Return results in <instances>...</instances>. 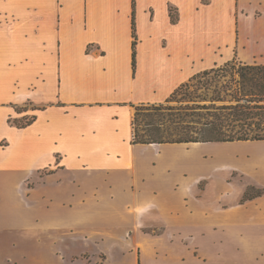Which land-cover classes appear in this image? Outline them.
<instances>
[{"label": "crops", "instance_id": "0c3cea01", "mask_svg": "<svg viewBox=\"0 0 264 264\" xmlns=\"http://www.w3.org/2000/svg\"><path fill=\"white\" fill-rule=\"evenodd\" d=\"M201 1L198 5L195 4L194 9L192 7L194 14L204 6L208 8L214 4L221 5L225 0H209L206 5H202ZM170 8L176 10L175 23L170 21ZM131 12V0H0V56L18 60L13 65H5L6 74L13 89L17 86L15 89L23 87L28 91L20 101H0L1 104L5 103L0 106L9 107L4 117L6 125L12 130L22 131L33 125L43 112L63 117L71 110L88 115L94 114L95 116L91 115V118L99 119L97 120L99 125L103 118L101 111L110 108L112 112L109 118L114 122V129L118 127V122L114 120L119 118L116 115L118 110L114 111L115 107L127 106L130 113L127 146L128 149L138 150L137 153L125 157L114 146L110 152H103L105 148L102 147L96 154L90 155L94 161L82 162L79 171L83 172L85 177L91 178L93 184L90 188H85L73 178L78 195L68 201L62 197L66 190L60 176L68 170L63 160L64 156L60 152H53L51 160L43 161V158H40L32 166L18 163L16 169H3L0 165V183L3 189L10 192V195L0 193V200L9 210L8 212L0 210V244L7 240L5 228L15 229L24 221H30L34 227L30 238L34 242L36 235L42 239L41 234L58 228H68L72 216L78 218L82 228H87L83 223L89 222L101 228L108 227L112 233L115 223L125 224L127 229L131 224L134 209L140 201L135 200L138 184H145L150 179L165 182L174 179L176 182V179L186 171L198 185L202 178L198 180L197 177L208 174L212 170V163L219 166L218 176L242 171L247 181H227L229 186H234L235 191L232 195L222 194L223 185L220 186L219 196H216L217 199L214 198V208L209 209H215L217 204L218 211H213L208 217L206 213L210 214L211 211L207 210L204 218L212 221V225L215 223L239 225L255 221L256 218L259 220L260 216L264 218L262 212L264 178L249 173L252 169L264 173V152L250 156L249 153L228 151L229 155L222 158L214 150L211 156L215 159L201 152L198 155L199 160L201 157L202 162H207L210 168L193 171L198 159L195 152L205 146L230 147L248 142L264 144V140L131 143V119L134 112L132 105L162 103L192 75L228 61L215 62L214 48L218 43L225 44L230 41L233 14H236L234 32L237 51L232 58L235 57L243 63L264 65V0H232V7L228 13L231 28L226 42L220 36L214 38L215 33L219 34L221 29L218 27L216 31L208 21L202 24L199 31L198 23L193 22V14L183 9L178 0H134L138 38L134 75L130 65ZM219 12L220 9L217 7L212 11V15H218ZM222 31L224 34L225 30ZM199 44L206 47L205 52L198 48ZM88 45L89 51L86 52ZM241 49H250L248 54L251 60L244 61L239 58ZM33 52H36V56L42 57L36 70L32 71L28 68V63H31L29 54H34ZM24 57L28 61H21ZM15 67L16 71L13 70ZM136 87L141 93L153 98L134 103L118 98L120 93L132 92ZM49 92L54 95L50 101L32 100L36 93L45 95ZM24 102L34 105L30 108V113H33L35 119L26 127L19 128L15 124L11 125L7 118L27 114L29 110L27 111L25 106L20 107L22 110L19 112L15 109ZM98 125L94 132L102 135L104 141L114 142V133H109L108 128ZM77 131L82 132V129ZM1 140H5L8 145L5 147L0 145V148L7 149L9 146L7 139L0 137ZM185 145L191 147L184 148ZM166 150L170 152L169 156L165 155ZM147 152H153V157H146ZM97 154L98 159L95 157ZM102 154L108 157L112 155L114 162H109ZM93 163L96 165L93 166ZM227 163L232 166L223 171V164ZM255 164H258L259 168H255ZM43 170L47 173H43ZM23 177L35 184L29 196L31 203L28 212L19 208L21 201L12 196V190L8 186V181H16ZM217 182L216 180L209 182L201 196H194L191 202L193 209L191 218L199 215L197 205L211 184ZM240 184H243V188L236 195ZM250 186L257 190L262 189L263 193L242 203L241 198ZM225 198L231 200L228 199L229 202L224 204L222 200ZM160 201L167 206L168 212L172 211L162 200V196ZM43 230L46 232H42Z\"/></svg>", "mask_w": 264, "mask_h": 264}, {"label": "rangeland", "instance_id": "374dc122", "mask_svg": "<svg viewBox=\"0 0 264 264\" xmlns=\"http://www.w3.org/2000/svg\"><path fill=\"white\" fill-rule=\"evenodd\" d=\"M178 2L183 9L189 10L193 14V22L198 23L199 31L202 24L208 21L209 25L216 31L218 27L221 29L219 34L215 33L214 38L220 36L223 41L226 42L228 40L231 28V19L229 20L228 13L232 7V0H225L221 5L214 4L208 8L204 6L195 12L196 14L198 13L197 15L194 14L192 7L194 9L195 4L198 5L200 0H178ZM201 2L202 5H206L209 0H202ZM217 7L220 9L219 16L217 14L212 15V11ZM235 15H232L233 31L230 41L225 44L218 43L214 48V58L217 63L231 59L237 51L234 32ZM222 30H225L224 34ZM198 48L201 51H206V47L203 44H199ZM248 52H250V49H241L239 58L244 61L251 60ZM33 53L29 54L31 63H28V68L32 71L36 70L42 57L41 55L36 56V52ZM17 61L2 57L0 63V101H20L28 92L23 87L15 89L17 88L16 86L13 89L11 80L6 74L5 65L10 66L17 63ZM21 61L28 60L24 57ZM13 70L16 71V67ZM195 85L198 84L194 81L189 82L187 87H184L182 91L176 94L175 99L177 101L169 102L168 104H183L179 100L187 97L188 91H192ZM53 98L52 92L45 95L36 93L32 100L50 101ZM118 98L125 102L134 103L135 101L152 99L153 97L146 93H141L140 89L136 87L132 92L124 91L120 93ZM4 104L0 103V105ZM6 105L8 104L6 103ZM24 106L29 112L18 117H8L7 120L11 125L23 122L25 118L32 116L33 113H30V108H33L34 105L30 102H24L19 105V108ZM8 108V106H0V137H5L9 142L7 149L3 150L0 148L1 167L3 169H16V164L18 163L32 166L40 158H43V161L51 160L53 152H60L64 156L63 160L68 170L60 176L61 181L65 183L66 191L62 197L66 201L78 195V189L76 184L73 183V178L77 179L78 183L85 188H90L93 184L91 178L85 177L86 175L79 171L82 168V162L94 161L92 157H89L90 155L96 154L102 147L105 148V150H102L103 152H110L113 146L125 157L138 151L137 148L131 150L127 146L130 135V113L127 106L115 107L114 111L118 110L116 115L119 118L114 120L118 122V127L114 129V122L109 118L112 110L105 108L101 111L103 118L100 120L101 123L99 125L97 122L99 119L91 118V115L94 114L88 115L71 110L63 118L43 112L33 125L22 131L12 130L6 125L4 117ZM97 125L100 127L105 126V128H108L109 133H114V142L112 140L104 141L102 135L94 132ZM77 129H82V132L77 131ZM0 145L5 147L8 144L5 140H1ZM190 147L191 145H185L184 148ZM214 150L222 158H225V155H229L228 151H236L241 154L249 153L251 156L263 153L264 144H251L248 142L230 147L211 145L197 150L195 154L198 157L201 152H205L209 158L213 157L215 159L214 156H211ZM165 153L167 156L170 154L168 150ZM102 155L109 162H114L112 155L109 157ZM153 155V152H147L146 157H153ZM95 157L98 159L99 154ZM252 157L256 158L255 156ZM206 159L204 160L206 161ZM189 161H187L188 165ZM208 161L211 162L210 159ZM195 163L196 167L193 171L199 169L208 170L210 168L207 162H202L201 157L200 160L198 157ZM212 164V170L208 174L197 177L198 180L202 178L198 185L193 182L194 180L191 179L186 171L180 176L177 175L179 177L176 182L174 179L167 182L150 179L145 184H138V188L135 190L137 194L135 195V200L139 199L140 201L134 209L131 224L127 229L125 224L115 223L112 233L108 227L101 228L89 222L83 223V226L85 225L87 228H82L78 218L72 216L70 217L68 228H58L46 234H41L42 239L36 235L35 241L37 244L30 239L34 228L30 221L21 222L15 229L3 228L6 232L7 242L0 244V264H264L263 216L259 215L261 219L257 220L256 218L255 221L239 225L218 223L212 225V221L204 218L205 211L214 208V198L219 196L220 186L223 185L222 194L228 193L232 195L235 191L234 186H229L227 181H247V177L242 175V171H234L229 173V175L218 176L219 166ZM92 165L95 166L96 164L93 163ZM230 166L232 164H223L222 170L224 171ZM254 167L259 168V165L255 164ZM43 171V173H47L45 170ZM249 173L253 176L258 174V176L261 175L264 178V173L260 171L252 169ZM23 179L8 181V186L12 190V196H16L21 201L19 208L28 212L31 203L29 196L31 188L35 184L25 177ZM215 180L218 182L211 184L200 204L197 205V213L199 215L191 218L193 213L191 202L194 196H201L209 182H214ZM56 181L60 182L57 179ZM242 188L243 184H240L236 195ZM0 189L1 195H10L8 190L3 189L2 183H0ZM160 196H162V200L167 203L168 208L172 211L168 212L167 206L160 201ZM228 199L230 198L223 199L222 203L229 202ZM0 207L3 212L9 211L2 200H0ZM217 207L216 204V208L209 210V212L211 211L210 214L206 213V215L209 217L213 211H218L216 210L218 209ZM262 212H264V204ZM42 232H46V230Z\"/></svg>", "mask_w": 264, "mask_h": 264}, {"label": "trees", "instance_id": "16d2710c", "mask_svg": "<svg viewBox=\"0 0 264 264\" xmlns=\"http://www.w3.org/2000/svg\"><path fill=\"white\" fill-rule=\"evenodd\" d=\"M131 70L136 68L134 0H131ZM170 21H177L176 10L169 9ZM89 51V45L86 52ZM192 91L177 101L176 94L189 82ZM131 119L132 144L233 142L264 140V65L238 61L235 57L223 64L200 71L181 83L162 103H139ZM19 112L22 108L15 107ZM35 116L15 123L19 128L32 123ZM250 186L241 202L262 195Z\"/></svg>", "mask_w": 264, "mask_h": 264}]
</instances>
